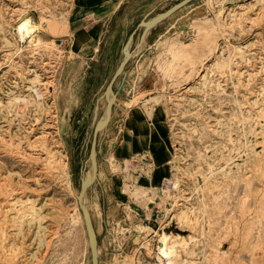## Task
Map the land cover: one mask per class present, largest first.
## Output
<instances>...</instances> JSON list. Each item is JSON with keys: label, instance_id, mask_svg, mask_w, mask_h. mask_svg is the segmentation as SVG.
<instances>
[{"label": "rangeland", "instance_id": "rangeland-1", "mask_svg": "<svg viewBox=\"0 0 264 264\" xmlns=\"http://www.w3.org/2000/svg\"><path fill=\"white\" fill-rule=\"evenodd\" d=\"M78 3L0 0V264H91L75 200L82 141L73 138L82 126L90 137L94 107L80 106L78 71H63L65 27L56 34L41 21L69 22ZM196 7L181 13L185 29L157 43L129 95L150 119L161 182L145 188L126 176L121 200L132 203L107 225L99 264H159L162 232L193 236L176 247L186 264H264V0ZM26 18L37 25L33 36L56 49L12 35L10 26ZM168 43L185 53L161 50ZM177 204L192 209L188 223L172 218Z\"/></svg>", "mask_w": 264, "mask_h": 264}, {"label": "crops", "instance_id": "crops-1", "mask_svg": "<svg viewBox=\"0 0 264 264\" xmlns=\"http://www.w3.org/2000/svg\"><path fill=\"white\" fill-rule=\"evenodd\" d=\"M171 1L79 0L73 12L74 16H71L65 33L61 36V46L65 48L66 53L68 52L63 71H78L76 92L81 107L89 104L91 108L95 106L121 60V48L128 34L139 21L163 12L174 4L170 3ZM197 3L198 0L191 1L151 29L142 38L123 75L114 84L117 96L112 108V116L105 132L97 139L96 181L85 195V204L88 199L91 205L90 209L86 204L97 238L98 261L102 260L105 253L107 225H110L111 219H118V216L124 213L126 204L132 203L130 200H121L126 176H129L128 183H141L145 188L157 186L161 182V170L158 169L156 160L157 150L152 146L150 119L146 112L145 114L142 112L141 106L136 108L130 106L129 95L143 72L146 73L144 67L152 59L157 43L173 29H185L180 24L185 16L181 13L185 11L186 15H189L198 8H193ZM88 10L92 11V15H89ZM88 17L93 19L88 22L89 20H86ZM76 74H74L75 78H77ZM149 85L145 86L149 87ZM99 105L102 117L105 114L102 100ZM83 129L82 126L78 137L73 138L76 139V143L82 141L74 150L78 158L76 171L79 183L83 174L91 171V169L87 170L89 131L88 127L86 130ZM153 156L155 159L152 158ZM143 169H148V174L143 172ZM156 216L151 214L152 220L155 221Z\"/></svg>", "mask_w": 264, "mask_h": 264}, {"label": "water", "instance_id": "water-1", "mask_svg": "<svg viewBox=\"0 0 264 264\" xmlns=\"http://www.w3.org/2000/svg\"><path fill=\"white\" fill-rule=\"evenodd\" d=\"M191 1L193 0H180L174 3L173 5H171L163 12L158 13L150 18H143L142 20L139 21L136 27L128 34L121 48V60L99 98V100L104 101V105H105V119L103 120L102 123H101V118H97L99 100L94 106L92 121H91L89 152L87 158L90 164L91 175L87 180H85L84 177H81L79 183V190L76 196L78 209L82 216L83 225L86 232L91 264H99V261H98V250H97V238L94 233L89 211L85 204V195L87 191L92 188V186L96 181L97 139L105 132L112 116V108L114 106L117 96L116 90H114V84L123 75L126 65L130 61V58L132 57L134 51L138 48L142 38L151 29H153L155 26H157L158 24H160L161 22H163L173 14H175L180 9L187 6Z\"/></svg>", "mask_w": 264, "mask_h": 264}, {"label": "bare ground", "instance_id": "bare-ground-1", "mask_svg": "<svg viewBox=\"0 0 264 264\" xmlns=\"http://www.w3.org/2000/svg\"><path fill=\"white\" fill-rule=\"evenodd\" d=\"M116 3V2H115ZM119 3V2H118ZM116 9V8H115ZM41 10V9H40ZM110 11V10H109ZM89 15H92V11H90ZM22 18V17H21ZM75 20V19H74ZM41 21L45 23V26L47 27V29H49L50 31H56V34L58 33V24L62 23V25L65 27V29L67 28L68 25V20L67 18L64 19V21L59 22L57 20H53V19H43L41 18ZM86 24V23H85ZM36 24L31 22V19L26 18V19H22V21H20L19 23H15L13 26H10V31L12 32V35L17 37L19 40H24L25 38H28V45L27 47H32L33 49H37V48H45L48 49L49 51L52 49H56V44L54 40H49V41H45V40H41L38 39L36 37L33 36V32L35 31ZM95 35V34H94ZM86 36V35H85ZM86 38V37H85ZM88 40V39H87ZM25 41V40H24ZM85 41V40H84ZM161 50H169L171 51L173 54L175 53H185L184 49H182L181 47H176L173 43H168V44H162L160 45ZM58 50V49H57ZM238 50V49H237ZM32 52V51H31ZM57 54V53H56ZM48 55V54H47ZM52 55V54H51ZM55 55V54H54ZM239 56V55H238ZM244 56V55H243ZM241 58V57H240ZM243 60H248L245 58H242ZM223 62H225V60H223ZM216 63V62H215ZM228 63V62H227ZM217 64V63H216ZM215 64V65H216ZM214 63L212 62L211 65L208 66V69L206 71V74L209 75V68L213 67ZM219 66H222V64H219ZM238 67V66H237ZM207 68V67H206ZM228 68V67H227ZM230 70V69H229ZM213 71V70H212ZM218 73V72H217ZM231 73V71H230ZM211 74V73H210ZM216 74V73H215ZM206 75V76H207ZM203 77V79L201 81H205L206 78H204V75H201ZM201 77V78H202ZM38 79V76L35 75L33 78V81H36ZM212 81V80H211ZM210 85V84H209ZM200 86V85H199ZM218 86V85H217ZM194 87V86H193ZM203 87V86H202ZM215 88V87H214ZM46 89V88H45ZM199 89V88H198ZM222 89V87L220 88ZM200 90V89H199ZM209 90V89H208ZM192 91V90H191ZM198 91V90H197ZM212 92V91H211ZM223 92V91H222ZM188 94V93H187ZM37 96H41V94L36 93ZM194 97V96H193ZM185 99V98H184ZM193 99V98H192ZM136 100V99H135ZM131 104V103H130ZM242 104V103H240ZM239 104V105H240ZM133 105V104H132ZM238 105V104H237ZM146 107V106H145ZM148 108V107H147ZM145 109V108H144ZM151 110V109H150ZM150 113V111H149ZM247 113V112H246ZM152 115V114H150ZM233 116V115H232ZM151 117V116H150ZM241 117V116H240ZM236 118V117H235ZM105 119V114L101 117V123L102 121ZM245 121V120H244ZM240 122V121H239ZM255 123V122H254ZM229 132V131H228ZM242 133V132H241ZM245 134V133H244ZM228 139V138H227ZM237 140V139H236ZM216 144V143H215ZM222 145V144H221ZM213 146V145H212ZM230 149V148H229ZM243 149V148H242ZM53 151V150H52ZM241 152V151H240ZM198 154V153H197ZM63 168V167H62ZM217 169V168H216ZM238 169V168H237ZM91 175V171L89 173H86L83 175L84 179L87 180ZM206 177V176H205ZM246 177V176H245ZM225 178V177H224ZM232 179V178H231ZM233 180V179H232ZM173 186L176 187V182H174ZM255 186V185H254ZM259 186V185H258ZM140 188H144L142 185L139 186ZM207 188V187H206ZM194 190V189H193ZM221 190V189H220ZM238 190V189H237ZM220 192V191H219ZM243 193V192H242ZM218 194V193H217ZM221 194V192H220ZM219 195V194H218ZM240 195V194H239ZM245 195V194H244ZM76 196L75 195V200H76ZM238 196V195H237ZM241 196V195H240ZM247 196V195H245ZM239 197V196H238ZM248 198V197H246ZM218 199V198H217ZM223 199V198H222ZM228 200V199H227ZM230 200V199H229ZM234 201V200H233ZM237 201V200H236ZM29 202V201H28ZM176 203V202H175ZM221 204V203H220ZM231 204V203H230ZM76 205H77V201H76ZM236 205V204H235ZM239 205V204H238ZM78 207V205H77ZM87 207V206H86ZM242 207V205H241ZM216 208V207H215ZM219 208V207H218ZM216 208V209H218ZM223 208V207H222ZM225 208V207H224ZM250 208V207H248ZM226 210V209H225ZM228 211V210H226ZM201 212V211H200ZM239 212V210H238ZM237 212V213H238ZM16 213V212H15ZM90 213V212H89ZM192 213V209L185 207L183 205H176V209L174 210V214L172 216V218L174 217L176 219V221L178 223H188L189 222V215ZM220 214V213H219ZM236 214V213H235ZM240 214V213H239ZM238 214V215H239ZM245 214V213H244ZM229 215V214H228ZM234 216V215H233ZM241 216V215H240ZM238 216V217H240ZM229 217V216H228ZM80 218V217H78ZM225 218V217H224ZM221 219V218H220ZM81 220V219H80ZM236 220V218H235ZM225 221V220H224ZM232 221V220H231ZM233 222V221H232ZM226 223V222H225ZM236 223V222H235ZM233 226V225H232ZM229 228V227H227ZM234 228V227H233ZM256 228V227H255ZM236 232V230H235ZM260 232V231H259ZM157 247L156 252L154 254V257L157 258L159 261V264H186L189 261L184 258V257H178L177 252H176V247L180 246L182 249H185V245L188 242H192L193 240V236H189L188 238H185L184 236H181L179 234H166V233H157ZM189 234V233H188ZM263 234V233H262ZM232 235V234H231ZM264 235V234H263ZM233 236V235H232ZM263 237V236H262ZM261 237V238H262ZM264 239V237H263ZM156 241V240H155ZM262 241V240H261ZM231 244V243H230ZM252 245V244H251ZM228 248H230L228 246ZM226 249V248H225ZM248 251V250H247ZM249 252V251H248ZM258 255V254H257ZM259 256V255H258ZM148 257V256H147ZM244 261V260H243ZM124 264H132L131 261H125ZM135 264V263H134Z\"/></svg>", "mask_w": 264, "mask_h": 264}]
</instances>
